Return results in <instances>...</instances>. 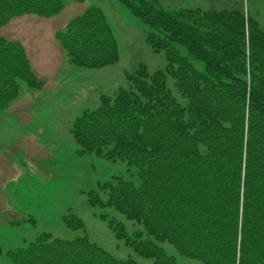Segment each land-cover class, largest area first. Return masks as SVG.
<instances>
[{
    "label": "trees",
    "instance_id": "trees-1",
    "mask_svg": "<svg viewBox=\"0 0 264 264\" xmlns=\"http://www.w3.org/2000/svg\"><path fill=\"white\" fill-rule=\"evenodd\" d=\"M118 1L152 29L147 42L165 53L167 72L188 102L172 95L165 72L150 73L142 64L126 72L128 88L102 94L99 106L75 119L71 131L80 154L124 161L139 178L98 182L89 205L138 221L142 229L129 232L108 217L116 237L155 264H178L166 242L204 264H264V25L241 6L176 9L160 0ZM63 7L64 0H0V29L13 18L49 17ZM59 38L76 66L99 68L118 59L112 26L95 5ZM20 82L39 85L23 43L0 35V109L17 96ZM63 221L85 231L74 213ZM6 253L10 264H138L87 235L45 232Z\"/></svg>",
    "mask_w": 264,
    "mask_h": 264
},
{
    "label": "rangeland",
    "instance_id": "rangeland-1",
    "mask_svg": "<svg viewBox=\"0 0 264 264\" xmlns=\"http://www.w3.org/2000/svg\"><path fill=\"white\" fill-rule=\"evenodd\" d=\"M168 8L231 9L241 6L245 14L264 25V0H160ZM107 16L118 43V59L99 68H84L69 61L59 35L70 21L91 6ZM152 29L118 0H64V7L49 16L34 14L13 18L0 29L7 40L22 42L32 75L39 85L20 82L16 97L0 109V264H10L7 251L25 246L42 233L61 238L87 235L117 258H133L138 264H155L116 237L108 217L123 222L127 230L142 229L110 207L90 206L89 192L98 182L121 177L139 182L137 171L121 160L95 153L80 154L72 134L75 119L85 110L99 106L102 94L112 95L128 88L127 71L144 64L150 73H166V85L183 105L188 98L167 72L163 51L147 42ZM188 56L186 49L179 46ZM198 69L201 61L193 60ZM70 213L85 223L83 229L68 227L63 217ZM101 214H107L103 219ZM178 264H204L184 256L164 243Z\"/></svg>",
    "mask_w": 264,
    "mask_h": 264
}]
</instances>
